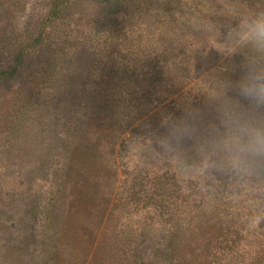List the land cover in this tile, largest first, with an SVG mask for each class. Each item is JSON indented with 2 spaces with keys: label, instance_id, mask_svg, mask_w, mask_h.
Listing matches in <instances>:
<instances>
[{
  "label": "rangeland",
  "instance_id": "1",
  "mask_svg": "<svg viewBox=\"0 0 264 264\" xmlns=\"http://www.w3.org/2000/svg\"><path fill=\"white\" fill-rule=\"evenodd\" d=\"M234 5L264 10L0 0V264H264V192L206 179L146 140L184 103L204 107L202 74L222 63L190 16Z\"/></svg>",
  "mask_w": 264,
  "mask_h": 264
},
{
  "label": "clouds",
  "instance_id": "2",
  "mask_svg": "<svg viewBox=\"0 0 264 264\" xmlns=\"http://www.w3.org/2000/svg\"><path fill=\"white\" fill-rule=\"evenodd\" d=\"M198 43L208 40L222 59L202 74L203 108L184 103L183 115L163 116L164 134L146 138L157 155L186 158L206 179L264 192V10L232 6L190 16ZM239 57L238 65L233 64ZM238 68L239 76L232 74ZM205 111L211 120L204 121ZM191 142L186 151L184 144Z\"/></svg>",
  "mask_w": 264,
  "mask_h": 264
},
{
  "label": "trees",
  "instance_id": "3",
  "mask_svg": "<svg viewBox=\"0 0 264 264\" xmlns=\"http://www.w3.org/2000/svg\"><path fill=\"white\" fill-rule=\"evenodd\" d=\"M100 1H106V0H100ZM51 15H50V18H53L54 16H55V14H56V10H57V8H56V6H52L51 7ZM220 189V186L219 187H211V189H212V191H213V193L214 194H216L217 195V193L216 192H218V190ZM216 191V192H215Z\"/></svg>",
  "mask_w": 264,
  "mask_h": 264
}]
</instances>
